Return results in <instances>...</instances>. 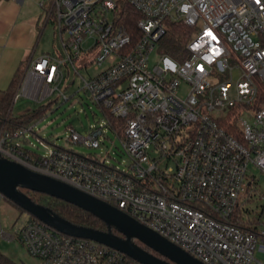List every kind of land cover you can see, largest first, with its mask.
I'll use <instances>...</instances> for the list:
<instances>
[{
	"label": "built area",
	"instance_id": "1",
	"mask_svg": "<svg viewBox=\"0 0 264 264\" xmlns=\"http://www.w3.org/2000/svg\"><path fill=\"white\" fill-rule=\"evenodd\" d=\"M126 4L143 16L136 42L121 24ZM39 6L44 25L55 22L59 49L27 62L12 107L22 98L68 101L63 85L73 75L105 119L86 134L70 129L65 147L43 139L38 123L0 121V157L116 207L204 264H264V206L255 217L245 208L258 193L249 166L264 174V104L257 103L264 0H41ZM169 20L195 30L189 58L163 54L150 69ZM182 82L189 86L185 97L178 94ZM108 130L122 141L125 165L69 146L100 149ZM0 233L40 264H140L31 216L14 232L0 220Z\"/></svg>",
	"mask_w": 264,
	"mask_h": 264
},
{
	"label": "rangeland",
	"instance_id": "2",
	"mask_svg": "<svg viewBox=\"0 0 264 264\" xmlns=\"http://www.w3.org/2000/svg\"><path fill=\"white\" fill-rule=\"evenodd\" d=\"M42 12V22L45 20V11L39 7ZM202 21L198 23V28H201ZM195 32V31H194ZM59 49L57 28L54 20L47 24L41 41L38 46V53L44 54H56ZM164 53L160 49V43L151 52L149 67L154 68L159 64L161 57ZM90 74H95L91 68ZM82 75L87 78L88 74L82 70ZM240 75L236 71L234 73V81L237 82ZM75 78L73 85H67L69 81ZM220 79L223 81L227 79L226 75H222ZM82 86V78L80 76L74 77L71 75L63 85L66 94L70 97L68 101L57 99L56 95L51 98L37 103L27 98H22L16 102L12 107V114L15 117H19L32 110H38L44 106V115L41 120H37V130L40 131V136L47 142L55 144L57 146H68L65 139L70 134V129H74L80 134H86L90 127L98 126L104 122V113L102 109L93 102L87 93L80 90ZM189 86L182 82L178 91L179 96L185 97L188 93ZM245 120L252 122V117L243 113L241 115ZM36 146L39 143L36 142ZM71 149L81 154H98L103 158H106L110 163L114 165H125L128 162V157L125 154L122 146L121 139L115 132L108 130L103 139V144L100 149L90 150L79 145H69ZM40 149H42L40 147ZM43 152V150H38ZM249 175L254 177L256 182L254 184L255 189L248 188L247 191L253 190L258 192L254 195L251 201L245 204V208L249 209V215L255 217L260 215L264 206V199L261 198V194H264V174L256 170L252 165L249 166ZM247 178L246 184L248 185L249 178ZM30 215L26 212L18 209L6 198L0 196V220L1 227L6 232H14L20 225H22ZM0 254L9 260V264H40V261L32 257L26 250V248L19 241H9L2 237L0 233ZM258 257L262 258L261 254ZM3 263V262H2Z\"/></svg>",
	"mask_w": 264,
	"mask_h": 264
},
{
	"label": "water",
	"instance_id": "3",
	"mask_svg": "<svg viewBox=\"0 0 264 264\" xmlns=\"http://www.w3.org/2000/svg\"><path fill=\"white\" fill-rule=\"evenodd\" d=\"M22 189L47 194L103 221L107 230L78 226L35 203ZM0 194L59 232L111 247L140 264H204L116 207L66 183L0 157Z\"/></svg>",
	"mask_w": 264,
	"mask_h": 264
},
{
	"label": "trees",
	"instance_id": "4",
	"mask_svg": "<svg viewBox=\"0 0 264 264\" xmlns=\"http://www.w3.org/2000/svg\"><path fill=\"white\" fill-rule=\"evenodd\" d=\"M142 17L143 16L130 5L126 4L123 6L121 24L124 26L125 30L132 36L134 42H136L140 35L138 22L142 19ZM165 26V35L160 40L161 51L165 55H168L177 61L189 58L187 45L192 39L195 30L185 26L181 22H175L172 20L167 21ZM21 74L22 68H20L16 72L10 84V87L5 91L0 92V121L5 122L7 119L8 122H11L12 125L15 126L33 124L37 120H41L43 118L45 111L44 106H42L38 110H32L19 117L13 116V98L18 87ZM257 103L264 104V85L259 87ZM22 191L27 194L35 203L51 209L53 212L73 224L93 228L96 230H107V226L103 221L74 205L51 197L47 194L33 192L27 189H22ZM30 216L34 220H37L34 216ZM0 262H3V264L10 263L9 260H7V258L2 256L1 254Z\"/></svg>",
	"mask_w": 264,
	"mask_h": 264
},
{
	"label": "crops",
	"instance_id": "5",
	"mask_svg": "<svg viewBox=\"0 0 264 264\" xmlns=\"http://www.w3.org/2000/svg\"><path fill=\"white\" fill-rule=\"evenodd\" d=\"M41 0H0V92L7 90L16 72L38 53L47 25L39 10Z\"/></svg>",
	"mask_w": 264,
	"mask_h": 264
},
{
	"label": "flooded vegetation",
	"instance_id": "6",
	"mask_svg": "<svg viewBox=\"0 0 264 264\" xmlns=\"http://www.w3.org/2000/svg\"><path fill=\"white\" fill-rule=\"evenodd\" d=\"M14 205V204H13ZM15 206V205H14ZM17 207V206H16ZM18 209H20V210H22L21 208H19V207H17ZM22 211H24V210H22ZM24 212H26V211H24ZM27 213V212H26ZM27 214H29V213H27ZM30 215V214H29Z\"/></svg>",
	"mask_w": 264,
	"mask_h": 264
}]
</instances>
